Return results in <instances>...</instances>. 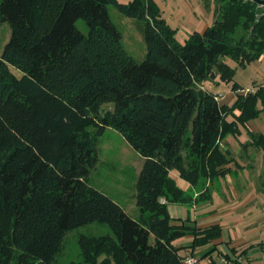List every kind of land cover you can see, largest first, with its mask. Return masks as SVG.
<instances>
[{"label": "trees", "instance_id": "obj_1", "mask_svg": "<svg viewBox=\"0 0 264 264\" xmlns=\"http://www.w3.org/2000/svg\"><path fill=\"white\" fill-rule=\"evenodd\" d=\"M214 1V23L182 45L149 0H0V24L10 27L0 56V264H56L67 232L93 222L111 236L81 237L76 264H184L175 239L192 236V250L219 238V225H175L166 205L192 201L171 171L192 187L225 176L231 159L220 142L237 134L236 123L264 114V85L230 107L196 86L221 57L243 66L264 53V7ZM110 6L143 22L141 63L124 50ZM239 30L246 37L234 44ZM223 69L230 81L232 70ZM106 103L113 111L98 134L111 126L144 159L136 220L87 187L98 154L85 127ZM251 143L264 155V135Z\"/></svg>", "mask_w": 264, "mask_h": 264}, {"label": "rangeland", "instance_id": "obj_2", "mask_svg": "<svg viewBox=\"0 0 264 264\" xmlns=\"http://www.w3.org/2000/svg\"><path fill=\"white\" fill-rule=\"evenodd\" d=\"M116 1L128 4L133 0ZM149 1L151 11L173 31V37L182 45L193 32H203L217 18L218 4L214 0ZM108 13L121 33L124 50L136 63H141L146 55L143 22L127 17L113 6L108 7ZM76 27L82 33H87L82 20L77 21ZM241 36L246 37L241 30L230 36L232 43L238 42ZM9 39L8 23L0 24V56ZM224 65L233 72L230 81L223 78ZM10 71L16 77L21 76V72L13 67H10ZM233 85L239 91H233ZM262 85L264 53L243 66L230 56L221 57L209 74L196 84L202 91L214 94L220 105L229 107L238 94L254 92ZM112 111L113 104L102 105L99 118L91 116L92 123L85 127L94 139L98 154V161L88 178L87 187L109 197L126 214L137 218L139 210L135 201L136 182L144 159L111 126L101 128L102 132L98 134L100 118ZM226 119L228 122L235 121L231 115ZM236 132L237 134L228 135L220 142V148L228 152L227 158L231 159L226 165L229 172L212 181L202 178L193 187L184 181L183 192L191 198V205L167 207L169 216L181 214L182 221L186 223L202 228L221 226L222 232L217 240L189 250L191 254L188 252L187 256H192L198 264H224L223 260L230 264H264V155L251 143L256 135H264V114L261 113L256 119L244 124L236 123ZM173 173L177 174L175 171ZM104 236H111V231L107 225L98 222L68 231L61 252L56 257V264L81 263L83 256L80 238ZM172 244L189 249L193 238L189 235L182 236ZM184 253L186 251L182 250L181 255Z\"/></svg>", "mask_w": 264, "mask_h": 264}, {"label": "crops", "instance_id": "obj_3", "mask_svg": "<svg viewBox=\"0 0 264 264\" xmlns=\"http://www.w3.org/2000/svg\"><path fill=\"white\" fill-rule=\"evenodd\" d=\"M174 171H171L170 172V177L175 181V183H176V185H177V187L179 188V189H181L182 191H184V186H185V183H184V180H182V179H180L179 178V176H178V173L176 174V173H173ZM192 189V188H191ZM164 202V201H163ZM166 205H167V207H168V209L171 207V206H181V204H176V203H166ZM200 206V205H199ZM197 207V206H196ZM179 216H174V217H172V216H170L171 217V219H173L174 220V224L175 225H177V224H179L180 225V221L181 220H183L182 218H181V214H178ZM139 217V216H138ZM138 217L137 218H132V219H138ZM193 223H195V221H193ZM196 225V224H195ZM198 228H202V227H200V226H198V225H196ZM212 226V225H211ZM209 227V226H208ZM207 228V227H206ZM215 243V242H214ZM173 245V244H172ZM174 246V245H173ZM175 247H177V246H175ZM177 248H180L181 250L179 251V255L180 256H187L189 253L188 252H190L191 253V251H189L190 250V248L189 249H187V247L185 248V247H181V246H178ZM182 250H184V251H186V253H184V255H181V251Z\"/></svg>", "mask_w": 264, "mask_h": 264}, {"label": "built area", "instance_id": "obj_4", "mask_svg": "<svg viewBox=\"0 0 264 264\" xmlns=\"http://www.w3.org/2000/svg\"><path fill=\"white\" fill-rule=\"evenodd\" d=\"M184 264H198L197 261L192 256H186L183 261ZM224 264H230V262L223 260Z\"/></svg>", "mask_w": 264, "mask_h": 264}, {"label": "water", "instance_id": "obj_5", "mask_svg": "<svg viewBox=\"0 0 264 264\" xmlns=\"http://www.w3.org/2000/svg\"><path fill=\"white\" fill-rule=\"evenodd\" d=\"M254 3H256L260 7H264V0H250Z\"/></svg>", "mask_w": 264, "mask_h": 264}]
</instances>
